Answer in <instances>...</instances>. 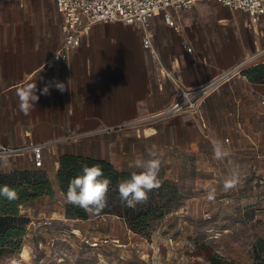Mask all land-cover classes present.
<instances>
[{
	"label": "crops",
	"instance_id": "obj_1",
	"mask_svg": "<svg viewBox=\"0 0 264 264\" xmlns=\"http://www.w3.org/2000/svg\"><path fill=\"white\" fill-rule=\"evenodd\" d=\"M157 15L152 18L155 46L165 65L177 63L188 87L204 84L245 55L264 49V13L251 24L244 10L198 1L177 13L182 33ZM61 45L60 25L56 35L41 34L21 20L0 18V146L44 144L42 169L59 197L64 194L57 171L64 154L107 160L125 170L140 169L136 162L152 158V151L159 158L187 149L197 152L217 141L238 148L246 137L260 148L264 83L247 75L233 78L206 97L201 118L178 113L140 123L164 111L175 93L170 80L159 87L140 29L121 21L98 22L67 59L47 67ZM256 63L253 67L264 63V53ZM54 81L63 82L66 90L53 85L49 95H42L45 84ZM34 84L39 100L24 115L17 90ZM7 160L3 172L34 165L28 156Z\"/></svg>",
	"mask_w": 264,
	"mask_h": 264
},
{
	"label": "rangeland",
	"instance_id": "obj_2",
	"mask_svg": "<svg viewBox=\"0 0 264 264\" xmlns=\"http://www.w3.org/2000/svg\"><path fill=\"white\" fill-rule=\"evenodd\" d=\"M0 18L53 35L61 22L56 0H0ZM227 149L231 156L221 161L211 145L162 154L160 187L149 193L158 205L156 218L141 233L115 214L64 217V195L35 200V222L19 244L0 246V264H211L207 252L223 263L253 264L255 249L264 246V133L259 149L248 137ZM234 170L238 182L225 190ZM51 217L53 223L45 224Z\"/></svg>",
	"mask_w": 264,
	"mask_h": 264
},
{
	"label": "built area",
	"instance_id": "obj_3",
	"mask_svg": "<svg viewBox=\"0 0 264 264\" xmlns=\"http://www.w3.org/2000/svg\"><path fill=\"white\" fill-rule=\"evenodd\" d=\"M198 1L201 0H56V8L61 15L62 45L46 61V66L53 67L57 62L67 59L69 53L80 46L84 33L90 30L94 24L121 21L142 31V44L148 50L152 59L159 87L163 88L165 81L170 80L175 88L174 98L164 111L140 119L137 122L152 121L178 113H190L201 118L206 97L213 91L218 90L225 82L233 78L246 77V71L257 64L254 60L264 53V49L245 55L240 61L226 70H222L217 76L204 84L196 87L185 85L181 80L177 63L173 62L170 67L165 65L155 46L152 18L160 13L167 25L182 33L183 25L179 21L177 13L182 9L191 8ZM217 1L231 9L246 11L250 16L251 24L257 22L259 15L264 13V0ZM187 50L191 52L193 47L187 44ZM44 146V144L17 147L1 145L0 154L28 156L34 162L35 167L40 168L43 167ZM21 212L30 218V223L35 222V210L27 209V206H24L21 208ZM53 220L54 218L51 217L45 221V224H52ZM73 234L78 235L76 231ZM95 243L93 244L98 246Z\"/></svg>",
	"mask_w": 264,
	"mask_h": 264
},
{
	"label": "trees",
	"instance_id": "obj_4",
	"mask_svg": "<svg viewBox=\"0 0 264 264\" xmlns=\"http://www.w3.org/2000/svg\"><path fill=\"white\" fill-rule=\"evenodd\" d=\"M251 81L264 83V63L251 67L246 71ZM60 166L57 171V179L60 190L66 197L69 182L72 178L81 174L82 168L92 165H100L104 177L110 179L109 192L107 195V206L94 214L86 213L82 208L69 204L66 201L65 215L76 219H89L104 214H115L125 220L127 225L137 232L146 231L156 218L157 203L149 199L139 203L135 208H129L121 200L118 192L120 181L129 179L133 172L141 170H118L109 161L83 157L76 154H64L60 157ZM7 186L14 189L17 198L9 199L0 195V246L15 245L22 241L27 233L30 218L21 212L24 206H30L37 199L45 196L55 197L56 193L48 173L40 168L13 169L9 172L0 170V188ZM16 240V241H15ZM211 264H233L231 261H223L219 256L205 253ZM253 264H264V246L261 250L255 249Z\"/></svg>",
	"mask_w": 264,
	"mask_h": 264
},
{
	"label": "clouds",
	"instance_id": "obj_5",
	"mask_svg": "<svg viewBox=\"0 0 264 264\" xmlns=\"http://www.w3.org/2000/svg\"><path fill=\"white\" fill-rule=\"evenodd\" d=\"M55 86L60 92H64L66 87L63 82L54 81L46 83L40 90L42 95H49L50 88ZM19 110L28 115L36 106L39 96L37 95V86L29 85L17 90ZM150 159L146 161H137L136 166L142 169L141 172H133L129 179L119 182L118 192L121 200L129 208H135L137 204L146 202L148 194L153 189L160 187L158 173L161 167V159L157 158L155 151L151 152ZM231 156V152L224 146L223 142L217 141L213 145L214 159L221 161ZM9 167L7 155L0 154V170ZM238 182V173L234 170L232 175L225 180L224 189L229 190L236 186ZM110 179L104 177L100 165H85L81 174L72 178L66 192V200L69 204L82 208L86 213L94 214L107 206V195L109 192ZM0 195L9 199L17 198L16 191L7 186L0 188ZM209 200L213 199L210 193Z\"/></svg>",
	"mask_w": 264,
	"mask_h": 264
},
{
	"label": "bare ground",
	"instance_id": "obj_6",
	"mask_svg": "<svg viewBox=\"0 0 264 264\" xmlns=\"http://www.w3.org/2000/svg\"><path fill=\"white\" fill-rule=\"evenodd\" d=\"M257 60H258V58L256 60H254V61H257ZM28 254H29V249H28V247H25L24 250H23L22 256L25 257Z\"/></svg>",
	"mask_w": 264,
	"mask_h": 264
},
{
	"label": "water",
	"instance_id": "obj_7",
	"mask_svg": "<svg viewBox=\"0 0 264 264\" xmlns=\"http://www.w3.org/2000/svg\"><path fill=\"white\" fill-rule=\"evenodd\" d=\"M96 217H98V216H96Z\"/></svg>",
	"mask_w": 264,
	"mask_h": 264
}]
</instances>
